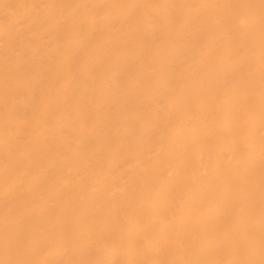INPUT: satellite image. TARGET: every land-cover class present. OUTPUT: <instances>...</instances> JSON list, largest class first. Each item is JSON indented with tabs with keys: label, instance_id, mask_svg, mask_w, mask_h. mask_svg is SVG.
<instances>
[{
	"label": "bare ground",
	"instance_id": "bare-ground-1",
	"mask_svg": "<svg viewBox=\"0 0 264 264\" xmlns=\"http://www.w3.org/2000/svg\"><path fill=\"white\" fill-rule=\"evenodd\" d=\"M0 264H264V0H0Z\"/></svg>",
	"mask_w": 264,
	"mask_h": 264
}]
</instances>
